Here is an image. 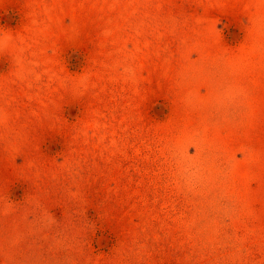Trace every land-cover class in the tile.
<instances>
[{"label": "rangeland", "instance_id": "374dc122", "mask_svg": "<svg viewBox=\"0 0 264 264\" xmlns=\"http://www.w3.org/2000/svg\"><path fill=\"white\" fill-rule=\"evenodd\" d=\"M0 264H264V0H0Z\"/></svg>", "mask_w": 264, "mask_h": 264}]
</instances>
